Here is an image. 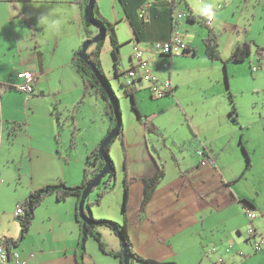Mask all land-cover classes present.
<instances>
[{
	"label": "rangeland",
	"instance_id": "374dc122",
	"mask_svg": "<svg viewBox=\"0 0 264 264\" xmlns=\"http://www.w3.org/2000/svg\"><path fill=\"white\" fill-rule=\"evenodd\" d=\"M102 3L99 0V4ZM198 3L208 2L199 0ZM213 3L216 10L222 5L219 16L224 18L225 27L221 30L220 52L224 60L229 59L226 69L223 64L220 77L215 78L206 70L203 74L199 61L180 60L176 66L181 69L174 80L177 86L174 100L170 94L154 96L151 100V95L145 96L146 92L150 94L149 87L135 92L143 119L156 112L157 121L164 125L161 131L158 128L146 131L131 106V96L126 93V85L136 77L128 73L130 55L136 51L135 43L127 40L129 25L116 22V38L120 45L117 65L110 36L104 38L100 55L102 67L119 98L125 150L121 138L116 136L110 144V155L116 165L117 179L105 191L101 202L92 205V214L96 219L127 223L130 239L139 254L179 264H226L230 255L240 263L245 258L241 251L253 247L246 239L251 218L233 194L252 200L264 211V49L262 57L257 53L258 47H264V0H213ZM41 4L52 6V3ZM86 5L83 4L84 22L87 21ZM8 22L7 27L11 25L10 20ZM88 27L97 29L94 25ZM43 42L46 43L41 50L50 71L36 79L38 93L26 100L27 93L19 89L3 92L0 116L22 124L12 148H22L20 143L32 138L38 145L44 142L51 124V107L57 103L64 120L59 148L63 157L71 161L70 183L80 184L88 154L113 129L117 119L115 115L112 119L107 112V99L103 95H83V79L72 66L70 51L60 56L49 37H43ZM244 42H249L252 48L247 60L231 61L233 51ZM57 58H61V62ZM116 66L119 75H116ZM38 68V55L33 49H27L21 56L6 55L0 59V81L18 86L21 82L19 72L25 69L34 72ZM143 80L146 87L148 81ZM233 106L238 114L237 122L230 115ZM188 121L193 128L196 126L202 131L200 136L193 137ZM179 135L185 137L176 142ZM184 141L186 147L181 149L178 144ZM204 145L211 151L215 165L200 163L202 157L197 150ZM243 145L251 158L249 169H246ZM13 160L6 164L12 171L23 163L25 168L29 166L26 158ZM156 160L164 163L166 174L145 209L141 210L144 179L157 171ZM125 161L129 176L127 200ZM4 176L10 179L14 173ZM103 189L101 183L91 191L88 199L95 200ZM50 196L56 200L55 195ZM46 202L42 205L44 210L48 207ZM94 228L100 232L105 249L90 234L86 253L96 264H120L115 256L123 249L118 234L108 224H98ZM83 241L82 238L81 250ZM134 264L143 263L136 259Z\"/></svg>",
	"mask_w": 264,
	"mask_h": 264
},
{
	"label": "crops",
	"instance_id": "0c3cea01",
	"mask_svg": "<svg viewBox=\"0 0 264 264\" xmlns=\"http://www.w3.org/2000/svg\"><path fill=\"white\" fill-rule=\"evenodd\" d=\"M198 1L186 0L188 5L186 8L187 5L182 3H177L173 7L171 0H104V4L100 0L102 3L100 10L108 20L123 21L129 25L130 34L127 40H132L135 43V49H143L144 57L149 61L151 70L158 76L160 82L170 81L172 87L171 100L177 96L175 95L177 86H175L174 80L180 75L181 68L176 67L180 60L199 61L202 65L203 74L206 70L207 74L210 73L215 78L220 77L223 64L225 68L229 62V59H223L220 52L221 30L225 27L224 18L221 17L222 15L219 16L222 5L218 3L220 7L216 10L213 7V0H206L210 4L204 5L199 4ZM41 3H52V6L46 7ZM204 8L210 10L211 21L208 20L209 15L202 11ZM180 10H188L193 20L188 19L189 16L187 15L174 21L177 12ZM24 15L31 21V25L25 21ZM9 20L11 25L7 27ZM174 23L191 47V53L170 56L161 52L160 48L156 46L157 42L170 38L174 30ZM210 32L215 33L218 40L219 58L217 59L210 58L206 53L204 38ZM95 33H98V28L95 29ZM46 36L59 49L60 56L70 51V59L73 64L74 53L86 37L84 6L75 0H29L24 2L0 0V59L6 55L15 56L19 54L21 56L27 49H33L38 55L39 68L34 71L38 80L40 75L50 71L47 58L44 57L45 53L41 50L42 45L46 43H42L43 37L48 38ZM136 51L130 55V68L138 62L135 57ZM57 60L61 62V58H57ZM72 66L74 67V65ZM139 80L143 82L140 83ZM133 82L135 91L138 89L143 91L148 87L150 89L148 82L146 87L143 86L144 80L141 78L140 68H138ZM225 82L229 90L227 74ZM0 83L8 86L6 90L1 91L0 89V97L3 92L17 87L6 82L0 81ZM219 89L222 91V87ZM37 91L36 88L34 93L29 96L26 95V100H29L31 95L38 93ZM41 94L45 95L43 92ZM149 95H151V100L155 99L151 90L150 94L145 93V96ZM157 117L156 112H151L146 115V120L151 124L154 123L160 130L164 125L163 122L157 121ZM21 127V123L10 120L7 116H0V243L2 244L8 237L16 239L20 236L21 225L18 215H16V209L32 190L48 184H55L61 179L72 185L68 179V175L72 174L69 168L71 161L68 160L67 156L63 157L59 148L60 142L58 143L56 140L58 125L52 114L51 124H49L43 143L39 142L38 145H35L32 138L29 142L20 143L22 148H12L13 142L17 140L18 129ZM192 133L195 135L193 137L196 138L202 134V131L195 126ZM181 137L184 138L185 136L179 135L178 138L180 139H177L176 142L181 141ZM185 142H182L185 144L184 147H181L180 144L182 143L178 144L181 149L186 147ZM201 150H203L205 158H213L206 145ZM19 157L22 160L26 158V161H29V166L25 168L23 163V165H19L18 169L12 171L11 166L6 164L13 159L16 162ZM12 172L14 177L9 176L12 179L9 182L10 179L4 175H11ZM46 199L47 202L44 201L43 203L46 202L48 207L44 210L42 208L43 203L37 207L29 231L18 245L11 248V253L18 252L22 264H80L81 260L85 264H96L87 253L82 254V232L77 211L78 198L71 196L64 200L65 202L55 200L51 196ZM255 205L260 209L257 210L260 212V216L251 225L253 227L258 226L263 230L264 211L256 203ZM241 255L242 257L245 255V258L240 263L234 255H230L231 259L225 263L264 264V247L259 251H256L254 246L248 247L245 252L241 251ZM9 264H14L13 258L10 259Z\"/></svg>",
	"mask_w": 264,
	"mask_h": 264
},
{
	"label": "trees",
	"instance_id": "16d2710c",
	"mask_svg": "<svg viewBox=\"0 0 264 264\" xmlns=\"http://www.w3.org/2000/svg\"><path fill=\"white\" fill-rule=\"evenodd\" d=\"M12 1L13 2H17V1L18 2L19 1L24 2V1H29V0H12ZM75 1L79 2L82 5L83 4L86 5V4H88V2L90 0H75ZM91 1H92V5H93V12L91 14V18L93 21H96L97 23L101 24L105 28L106 33H107L106 36H110L111 42L113 45L114 57L116 59L115 64L117 65L118 59L120 57V48H119L120 45H119L117 38H116V22H111L101 13L99 0H91ZM171 1L173 3V7H175V5L177 3H182V4L187 5L186 0H171ZM186 8H188V5L186 6ZM183 11L189 16L188 19L193 20L191 18V14L188 12V10L187 11L183 10ZM24 18H25V21L29 25H31V21L28 19V17L26 15H24ZM89 25H94V23L89 22V21L85 22L86 38L84 39V41L81 43L80 47L74 53L73 65H74L75 69L82 76L83 85H84V90H83L84 94L83 95L85 96L88 93H91V94L95 93V94L103 95L107 99V112L110 114L111 118L113 119V116H114L113 107H112L111 102L108 99V96H107L103 86L101 85L97 76L92 71L91 67L87 64V62L83 58H81L79 56V53L82 49L83 43L86 40H88L89 38H92L93 36H95L97 34V33H95V30L88 27ZM103 41H104V38L101 39L100 41L96 42V43L91 44L90 47L88 48L87 55H88L89 59H91L94 62V64L96 65L98 71L101 74L102 79L107 84L111 85V82H110L109 78L107 77V75H106V73L102 67L101 60H100ZM204 42L206 44L207 55L212 59L219 58L218 40H217L216 34L213 32H210L208 34V36H206L204 38ZM263 49H264V47H258L257 48V53H260L259 57H262ZM194 51H195V49H194ZM251 51H252L251 44L249 42H244V43H242L236 47V49L233 51V53L230 57V60L236 61V62H244L245 60H247V57L251 54ZM135 57H136V55H135ZM135 65H133L129 70H131ZM119 74H120L119 69L116 66V75H119ZM133 80L131 82H128V85H126V93L131 96V106L134 109V111L136 112L138 119L143 123L146 130H149V131L156 130L157 127L154 123L151 124L147 120H144L142 117V113L139 110L137 100H136L137 97L135 94L136 91L133 87V85H134ZM6 88H8V86L6 84L0 83L1 91L6 90ZM14 88L17 89V87H14ZM112 91H113L115 100H116L117 105H118V108H117L118 113H120L122 116L119 98L116 95L114 89H112ZM169 94H171V91H169L167 93V95H169ZM230 96L232 99L231 101H233V95L230 94ZM51 114L54 117V119L56 120V123L58 125V132L56 133V140L59 143L60 142V133H61V129L64 125V120L61 117V112L58 108L57 103L52 106ZM230 115L233 117L234 121H236V122L238 121V116H237L235 106H233V110L230 112ZM15 125H14V127H15ZM189 125H190L191 129L194 130V128L190 122H189ZM112 127H111V129H112ZM15 129H16V127H15ZM110 131L111 130H109V132ZM116 136H119L121 138V141L123 143V148L125 150L124 127H123L122 119H121L119 131H118ZM115 137L112 139V141L115 139ZM111 142L109 144H107L105 147L106 155L109 159L110 171L104 176V178L101 182V183H103L104 189L99 192V195L95 200H89L87 197L86 202H85V208L87 207L86 213H88V215H90L91 218H93V219H96V218L92 214V209H91L92 205L95 203L101 202L105 191L108 188H110L111 186H113V184L115 183V181L117 179L116 165H115V163H114V161L110 155V144H111ZM99 145L96 148H94L87 156V160H86L85 167H84V175H83L82 183L75 184V185H69L64 180L61 179L59 182H57L55 184H48V185H45L41 188H37V189L32 190L29 193V195L24 199V201L21 204V206L24 209V213L19 214L17 216L19 221H20V225H21L20 236L16 239L8 237L3 241V244L6 246L8 252L10 254H11V248L13 246L18 245V243L25 237L26 233L29 231V229L32 225L33 219L35 217L37 207L40 204H42L48 196L53 194V195H55V197L58 201L66 200L71 196H76L78 198V200H80V196H81L84 188L86 187V185L93 179L94 176H96L99 173V171L105 165V159L99 153ZM184 146H185V144L182 143L181 147H184ZM243 149H244L246 157H247L246 169H249L252 165L251 158H250L249 153H248V151L244 145H243ZM156 164H157V171L155 172V174L152 175V177L144 179L145 188H144L143 200L141 203V210L145 209L146 204L152 198L155 190L157 189L158 185L161 183L162 178L165 176V173H166L165 169H164V163L158 162L156 160ZM125 172H126V176L124 179L125 185H126L125 186V193H126L125 200H127L128 185H129L127 161H125ZM242 175H243V173L241 174V176ZM96 188L97 187H95L94 189H96ZM233 196L238 200L241 207L245 210L246 213H248V211H250V210H254V211L258 210V208L256 207L255 203L252 200H249L245 197H240V196L236 195L235 193L233 194ZM257 212L259 213V215H258V217H259L260 212L259 211H257ZM258 217L251 219V223H253ZM96 220H97V223H89V222H86L85 220H83L79 217V222L81 225L82 238L84 240L82 243V248H83L82 254L83 255L86 254L85 245H86V240L90 234L94 235L95 238L99 241L101 248L105 249L103 242H102V239H101V234H100V232L96 231L94 227H95V225H98V224H108L113 229L116 226L119 229L120 233L123 235L125 243H126V248L128 250V253L130 254L131 264H134V261L136 259L140 260L143 264H179L175 261H163V260H158V259H155L152 257H145V256L139 254L137 251H135L133 243H132L130 236H129V229H128L127 223L119 224V223H117L111 219H105V218L96 219ZM254 228L258 229V226H256V227L254 226ZM115 232L118 234V232L116 230H115ZM118 236H119V234H118ZM247 241H250L249 237H248ZM263 247H264V245L259 249L255 248V247L254 248L256 251H259ZM115 256L120 259V264H124V262H123V249L119 252H116ZM80 264H85V263L83 260H81Z\"/></svg>",
	"mask_w": 264,
	"mask_h": 264
},
{
	"label": "built area",
	"instance_id": "2783aa9c",
	"mask_svg": "<svg viewBox=\"0 0 264 264\" xmlns=\"http://www.w3.org/2000/svg\"><path fill=\"white\" fill-rule=\"evenodd\" d=\"M185 16H187V14L184 11L180 10L177 12L174 20L181 19ZM208 20L211 21L212 17H209ZM156 46L160 48L161 52L170 56H180L192 52L191 47L189 46L188 42L185 41L180 31L177 29L175 23L174 30L170 38L165 41L157 42ZM136 49V58L138 59V62L131 70L128 71L129 75L134 77L138 72V68H140L141 78L147 80L150 83V90L152 94L157 97L164 96L172 88L170 81L166 80L163 83L160 82L158 76L151 70L149 66V61L144 57L143 51L139 48ZM18 77L22 80L17 86L19 90L27 93L28 96L36 91L37 74L35 72L30 70H23L18 73ZM197 153L202 157L200 161L201 164L209 162L212 165H215L214 158H208L209 160H206V158L203 156V150L198 149ZM23 213L24 209L21 205H19L16 209V215ZM248 215L251 219H254L258 217L259 213L254 210H250L248 211ZM248 237L255 248L259 249L264 245V229H255L254 227H251ZM11 258H13L14 264H22L18 252L10 254L6 247L2 243H0V264H9ZM221 260L222 259H220V261Z\"/></svg>",
	"mask_w": 264,
	"mask_h": 264
},
{
	"label": "water",
	"instance_id": "95a60500",
	"mask_svg": "<svg viewBox=\"0 0 264 264\" xmlns=\"http://www.w3.org/2000/svg\"><path fill=\"white\" fill-rule=\"evenodd\" d=\"M92 12H93V5H92V1L90 0L88 2V4L86 5L85 18L87 21L94 23V25L98 28V33L83 43L79 56L87 62V64L91 67L94 74L97 76L98 80L100 81L101 85L103 86V88H104V90L108 96L109 101L112 104L114 115L117 119L116 125L108 133V135L101 141V143L99 145V153L105 159V165L99 171V173L96 176H94L93 179L86 185V187L84 188V190L80 196V200H79L78 206H77L78 216L80 218H82L83 220H85L86 222H89V223H97L96 219L91 218V216L88 215V213H86L85 202H86V198L89 196L91 191L95 187H97L101 184L104 176L110 171L109 159L106 155L105 147L117 135L119 128H120L122 116L120 113H118V109H117L118 105H117V102L115 100V97H114V94L112 91V89H113L112 85L107 84L102 79L101 74L98 71L96 65L94 64V62L91 59H89V57L87 55V51H88V48L90 47V45L100 41L101 39L105 38L107 35L105 28L101 24L92 20V18H91ZM114 229L118 232L119 238L122 241L123 262H124V264H131L130 254L128 253V250L126 248V243H125L124 237L120 233L119 229L116 226L114 227Z\"/></svg>",
	"mask_w": 264,
	"mask_h": 264
},
{
	"label": "clouds",
	"instance_id": "9594fccd",
	"mask_svg": "<svg viewBox=\"0 0 264 264\" xmlns=\"http://www.w3.org/2000/svg\"><path fill=\"white\" fill-rule=\"evenodd\" d=\"M202 11H203L205 14L209 15V17L211 18V12H210V10H209L208 8H204ZM251 227H253V226H251ZM259 229H260V228H259Z\"/></svg>",
	"mask_w": 264,
	"mask_h": 264
}]
</instances>
